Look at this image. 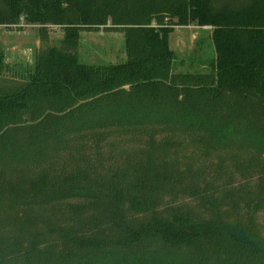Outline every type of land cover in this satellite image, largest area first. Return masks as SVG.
<instances>
[{"label": "trees", "instance_id": "obj_1", "mask_svg": "<svg viewBox=\"0 0 264 264\" xmlns=\"http://www.w3.org/2000/svg\"><path fill=\"white\" fill-rule=\"evenodd\" d=\"M23 19L60 25L65 34L61 46L26 71L24 86L0 92V210L19 215L14 228L0 233V264H264V238L254 221L153 210L136 222L147 208L138 195L128 208L124 201L137 180L103 181L80 163L67 177L49 175L50 162L43 173V160L59 156L62 147L98 145L115 132L157 124L202 131L221 145L240 136L263 155L264 130L234 114L248 97L264 104V0L239 7L218 6V0H0V25ZM109 20L126 33L127 59L83 63L82 29ZM189 25L211 28V50L178 58L174 26ZM194 92L217 101L234 94L239 104L219 120L221 112L198 108ZM104 182L109 189H102ZM88 197L94 211L66 203ZM53 202L58 209L45 211Z\"/></svg>", "mask_w": 264, "mask_h": 264}, {"label": "rangeland", "instance_id": "obj_2", "mask_svg": "<svg viewBox=\"0 0 264 264\" xmlns=\"http://www.w3.org/2000/svg\"><path fill=\"white\" fill-rule=\"evenodd\" d=\"M249 1L218 0V6L239 7ZM165 22H168L166 18ZM208 29L197 25L174 26L171 47L178 58H189L197 54V50L202 54L210 51L207 32L211 30ZM64 34L60 25L28 24L24 19L17 25H0V53L4 57L0 92L18 91L24 86L26 71L33 68L49 48L61 46ZM125 34L124 29L111 20L99 28L84 27L79 48L81 61L89 65L124 62L127 59ZM194 57L202 59L198 55ZM184 71L192 73L195 69ZM194 99L200 110L221 112L219 120L228 115L227 112H233L228 106L239 104L238 97L230 93L217 101L210 95L202 97L194 92ZM235 112L236 119L245 115L249 128L261 126L259 129L264 130V104L257 98L248 97ZM242 140L237 136L230 145H221L202 131L173 124L149 125L139 131L115 132L98 145L89 141L74 143L72 148L62 147L59 156L49 155L43 160V173L48 174L50 162L54 166L49 175L56 179L67 177L80 163L103 181L120 180L126 184L127 180H137L138 184L125 194L124 201L127 208L132 195H138L143 201L148 213L137 215L136 222L148 220L153 210L166 216L180 212L207 221L222 214V219L230 223L254 221L264 238V154L259 153L260 147ZM27 172L29 169H25ZM109 188L104 182L102 189ZM93 200L88 197L70 199L66 203L81 204L84 209L94 211ZM54 205L53 202L44 210L52 213ZM63 211L66 215L70 213L68 208ZM18 216L2 208L0 233L7 226L14 228ZM61 218V223L66 225V220Z\"/></svg>", "mask_w": 264, "mask_h": 264}, {"label": "crops", "instance_id": "obj_3", "mask_svg": "<svg viewBox=\"0 0 264 264\" xmlns=\"http://www.w3.org/2000/svg\"><path fill=\"white\" fill-rule=\"evenodd\" d=\"M199 28H200V27H199ZM206 28H209L208 30H211V28H210V27H202V29H206ZM211 33H212V32H210V33H209V32H207V34H208V36H209V37H211Z\"/></svg>", "mask_w": 264, "mask_h": 264}]
</instances>
